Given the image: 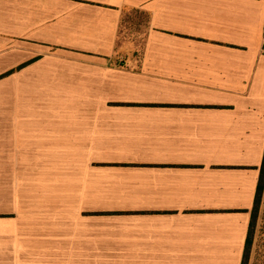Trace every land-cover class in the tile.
<instances>
[{"label": "crops", "instance_id": "crops-1", "mask_svg": "<svg viewBox=\"0 0 264 264\" xmlns=\"http://www.w3.org/2000/svg\"><path fill=\"white\" fill-rule=\"evenodd\" d=\"M4 94L0 264L242 263L264 0H0Z\"/></svg>", "mask_w": 264, "mask_h": 264}, {"label": "rangeland", "instance_id": "rangeland-1", "mask_svg": "<svg viewBox=\"0 0 264 264\" xmlns=\"http://www.w3.org/2000/svg\"><path fill=\"white\" fill-rule=\"evenodd\" d=\"M145 15L144 13H140V12H128L124 15V25H123V31L127 32L128 29H132L133 22H136L137 24H141V29H144L145 26ZM136 29L140 28V26H135ZM123 36V35H122ZM123 38V37H121ZM129 40V39H128ZM136 41V45L138 46V51L140 49V43L142 41V38H138L135 40ZM5 90V86L2 87ZM0 109H7V102H6V95L4 94V96L2 97V99L0 100ZM10 199L7 197H0V211H6L7 210V205L10 203L9 202ZM96 215L99 213H95ZM16 214H11V213H0V216H15ZM254 226H253V230L255 228H257V225L259 224V222H264V184H263V188L260 194V202H259V206L256 212V216L254 219ZM260 230L258 236L256 234V236L253 238L252 240V244L250 247V251H249V260L251 259V255L253 253L254 256V262L252 264H264V231L262 226H259ZM256 232V231H255ZM262 234V235H261ZM255 241V243H254Z\"/></svg>", "mask_w": 264, "mask_h": 264}, {"label": "trees", "instance_id": "trees-1", "mask_svg": "<svg viewBox=\"0 0 264 264\" xmlns=\"http://www.w3.org/2000/svg\"><path fill=\"white\" fill-rule=\"evenodd\" d=\"M122 24H123V22H122ZM263 184H264V155H263L262 164H261L260 179H259V183H258V186H257L255 202H254V208L252 210L250 227H249L248 236H247V239H246L244 255H243V259H242V263L241 264H248V262H249V251H250V247H251V244H252V231H253V226H254V221H255L254 219H255L256 212H257V209H258V206H259L260 194H261V191H262V188H263Z\"/></svg>", "mask_w": 264, "mask_h": 264}]
</instances>
